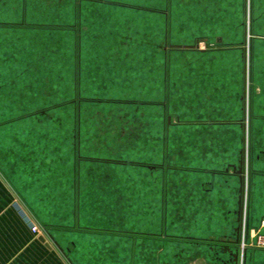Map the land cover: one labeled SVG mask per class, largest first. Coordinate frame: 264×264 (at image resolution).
<instances>
[{
  "label": "rangeland",
  "instance_id": "374dc122",
  "mask_svg": "<svg viewBox=\"0 0 264 264\" xmlns=\"http://www.w3.org/2000/svg\"><path fill=\"white\" fill-rule=\"evenodd\" d=\"M41 1L43 2L42 13L37 16L41 17L38 19H42V23L71 25L75 22V17H80L79 14L74 13L77 7H82L83 16L81 15L79 29L25 28L0 31V47L3 53L9 56L10 64L9 81L5 83L8 85L3 93L1 92L0 98L2 94L9 97L10 117L28 115L33 112L37 114L38 110L44 111L19 125L22 131H25L21 138L28 146L27 152L32 154L27 159L31 160L32 156L35 157L31 161L36 163L31 162V167L34 165L35 168L39 166L40 168H73L78 166V163L80 166L86 164L79 161L84 157L90 159L89 168H96L99 165L100 168H105V165L136 163L142 168L130 165L122 168L126 175L123 176L126 177L123 181L131 180L133 185L137 186L132 188L129 197H127V191H123L122 208H130V204L134 206V202H138L137 207L143 205L145 209L149 207L147 204L150 202V199L148 198L147 201L146 198V188L149 184L146 181H154V190L158 191L155 197L159 196L160 184L164 177L171 178L176 170L172 168L168 170V165H174L173 168H177L179 163L194 166L197 163L196 159L202 158L203 166L213 169L217 166L218 157L220 153H223L224 147L227 150L235 149L236 145L230 143L232 133L209 129L211 138L207 143L208 155L202 150L203 148L196 149L192 146L175 164L173 162L175 159L172 160V157L170 159L167 156L166 122L169 114L173 115L175 121V114L181 115L182 119L186 117L197 119L203 116L205 111L209 112L212 94L202 97V100L205 99V104L199 102L202 101L199 100L200 95L195 102L193 99L195 94L189 93L185 96L181 92L185 84L184 80L188 86L192 87L194 72L202 69L199 73L204 74L205 80L219 78V85L223 87L222 81L230 82L231 74L227 65H231L235 57L233 52L229 59L226 57L227 60H222L221 57L214 58V53L201 54L198 49L200 45L204 48V43H199V40L208 38L216 44L217 36H229L230 31H234L235 35L237 34L238 43L244 45L246 6L249 1L254 6L259 0L229 2L228 7L238 12L235 21L240 25L243 21L240 27L233 30L201 26L207 24L210 16L215 20L221 19L223 15L215 12L220 8L225 9L222 0ZM169 9L170 14H168ZM201 9L214 10L215 15L196 11ZM15 15L16 13L13 12L9 18L21 19V13H18L16 17ZM29 19H31L30 15ZM255 19L256 17L253 20ZM168 20L171 24L169 32ZM248 22L250 23V19ZM249 27L247 26V35ZM77 40L78 44L75 45ZM197 43L199 47H196ZM248 43L249 55L240 67L245 71L247 68L243 97L247 91L248 118L247 122L244 119V124L248 123L250 130L253 117L249 109L256 97L252 76L259 66L258 61H264V50H256L254 41ZM208 44L211 47L209 42ZM167 53L171 56L170 68L173 74H185L180 78V83H177L178 80L174 76L175 79L173 78V83L170 85L171 99L167 96ZM242 55L244 56V52ZM238 67L239 63L236 64V68ZM75 74L77 91L74 88ZM17 88H19L18 91ZM236 88L238 87L235 86ZM76 100V114L72 105L58 107L65 104L64 102ZM169 101H171V109L168 108ZM196 103L199 109H195ZM243 109L246 110V104L242 107V113H244ZM184 128L186 130H181L183 136H189L185 132L190 127ZM249 130L247 135L250 141ZM245 136L244 132L241 150H243ZM253 139L254 136H252ZM246 143L248 145V139ZM150 154L153 156L150 157ZM206 156H210L212 160H209V157L206 160ZM145 161L148 162L145 163ZM239 163L240 160L237 164L238 170L241 168ZM148 166L154 168L153 178L150 171L146 169ZM83 168L86 166L83 165ZM246 168H249L248 163ZM262 169L254 168L255 175L256 172L263 171ZM177 171L174 181L177 183L171 182L169 196L171 203L179 198L187 206L180 218L179 215L172 217V212L174 210L177 212L178 206L171 207L167 223L168 234L217 239L216 236L220 237L223 233L221 225L225 221L219 215H215L210 219V223L208 216L194 209L191 199L197 202L202 198L207 199L208 194L213 200L212 203L216 202L222 192L218 189V185L224 182V178L218 176L214 178L209 173L197 171L187 173L182 170ZM131 174L132 177H130ZM237 179L241 180L239 176ZM249 180L247 170L248 185H250ZM123 181L122 183H126ZM212 181L216 182L214 190L204 191L210 190L212 184H206L204 189L198 187V182ZM260 189L261 194L258 192L251 200L253 222L256 225L264 219V180L261 181ZM213 210H216V206ZM150 219L151 216H148L147 221L150 222ZM141 225H143L141 220L135 221L133 218L131 221L124 218L122 220L123 229H140ZM155 227V231L162 230L160 219L155 221ZM216 229H218L217 232ZM253 229L257 228L253 227ZM211 231L213 233H210ZM228 234H232L230 228ZM237 248L240 249L239 246ZM176 255L171 253L173 262L178 260ZM247 264H264V250L249 251Z\"/></svg>",
  "mask_w": 264,
  "mask_h": 264
},
{
  "label": "crops",
  "instance_id": "0c3cea01",
  "mask_svg": "<svg viewBox=\"0 0 264 264\" xmlns=\"http://www.w3.org/2000/svg\"><path fill=\"white\" fill-rule=\"evenodd\" d=\"M187 0H183L186 2ZM232 0H222L225 9L202 11L209 12L211 15L220 13L223 16L219 20L209 17L207 24L201 25L210 29H226L233 30L243 24V21L237 23L235 21L238 12L228 7ZM169 2V0H168ZM43 2L41 0H0V31H9L12 29H50V28H70L79 29V23L82 20V7L74 9L75 22L71 25L59 26L53 24L42 23V19H38L37 14L42 13ZM252 11L253 22L252 34L247 35V21L250 19L248 13ZM21 13L20 20H11V13ZM170 14V9L168 10ZM215 12V13H214ZM236 12V13H235ZM33 14V15H32ZM235 14V15H234ZM29 15L31 19H29ZM82 15V16H81ZM245 32L247 38L244 45L238 43L237 34L230 31L229 36H217L213 44L208 38H202L199 43H204L199 52L201 54L214 53L215 57H221L222 60L229 59L232 55L235 59L229 68L231 74L230 82L222 81L224 86L219 85V78L215 80H205L204 74L199 71L194 72V84L188 86L184 80V88L181 92L186 96L193 93V99L197 102V97H206V94H212L210 97L209 112L205 111L203 116L197 119H190L175 114L168 115L167 125V156L175 164L180 161V157H184L186 151L194 146L196 149L203 148L206 152L208 148V140L211 134L209 129L227 131L233 134L230 143L236 145L235 149L227 150L223 148V153L218 157L217 166L208 169L203 166V160L196 159L194 166L186 164L168 165L174 171L171 178L165 176L161 182V192L155 197L158 191L154 190V181L149 182L146 188V198L150 199L147 204L149 207L143 209V205L137 207L138 202H134V206L130 204V208H122V193L127 191L129 197L130 191L137 186L131 180L126 179L122 168L130 165L138 167L136 163L133 165L124 163V165H105V168H89V158L84 157L79 160L83 165L73 166V168H35L31 167V162L27 159L30 157L24 140V130L19 127L20 123H24L27 119L33 118L34 115L42 114L33 112L31 114L18 115L10 117L9 97L1 95L0 98V264H231L233 254L238 250L239 264H247L248 252L242 255L239 246V234L242 224L243 212V196L245 190V203L249 207V220L252 227L258 228L253 222L252 215V197L258 192L261 194V181L264 180V64L263 60H259L257 71L252 76L255 86L256 97L249 109L253 117L251 129H248V92H245L246 71L240 67L245 61V50L249 55V41H254L256 50H264V0L251 5L247 3L245 11ZM255 16V17H254ZM81 18V19H80ZM239 22V21H238ZM168 32L171 28L170 20L167 21ZM77 38V37H76ZM211 44L210 48L206 47L207 43ZM78 44L75 41V45ZM1 45V41H0ZM215 45V46H214ZM247 48V49H246ZM77 52V51H76ZM244 52V56L242 55ZM259 53V52H258ZM78 56V54L76 53ZM9 56L3 53L0 47V94L7 88L10 77V68L8 62ZM167 71L166 84L167 96L171 99L170 85L176 76L177 83L181 82L183 74H173L171 71V56L167 53ZM226 59V60H227ZM233 59V58H231ZM239 67L236 68V64ZM76 74L74 75L75 90L77 91ZM185 76V74H184ZM175 79V78H174ZM235 86L238 87L235 89ZM230 89V90H229ZM19 88H17V91ZM180 93V91H179ZM246 113H242V107L245 105ZM205 99L199 101L203 104ZM171 101L168 108L171 109ZM209 103V102H208ZM195 109H199L196 103ZM205 106V105H204ZM50 108V107H49ZM44 113V112H43ZM255 121V122H254ZM184 127H190L186 135L183 136L181 130ZM253 127V128H252ZM248 130L250 131V141L248 138ZM246 143L247 163L251 161V168L254 174L250 176V185L246 182L244 189V176L237 174L238 162L242 161V135ZM193 134L192 136H190ZM196 135V137H195ZM254 136V142L252 140ZM191 137V138H189ZM214 140L211 142L213 144ZM245 142V141H244ZM244 145V143H243ZM248 146V149H247ZM250 146V147H249ZM209 148H211L209 146ZM182 155V156H181ZM208 155V153H207ZM153 155L150 154V157ZM209 160H212L210 156ZM250 157V158H249ZM252 158V159H251ZM35 159V157L33 158ZM151 159V158H150ZM148 161H145L147 163ZM169 162V161H168ZM239 163V166H240ZM41 165V163H39ZM206 166V165H205ZM77 167V168H75ZM81 167V168H80ZM109 167V168H107ZM118 167V168H117ZM120 167V168H119ZM263 168V171L256 172L254 168ZM207 168V169H205ZM151 178L154 177V168L148 166ZM177 170L185 173L188 171H197L199 173H209L211 176L224 178V184L220 183L218 189L221 194L216 202L212 203L210 195H206L207 199L202 198L196 202L191 199L194 209L201 214L208 216L209 220L215 215H219L225 223L221 225L222 235L212 237L197 238L187 235L168 234L167 223L169 220L170 209L173 205L178 206L177 212H172V217L178 216L185 210V205L180 199H175L171 203L170 188L171 182L176 178ZM134 172V171H133ZM132 172V173H133ZM240 177V181L237 177ZM132 177V174L130 175ZM121 178L123 182L122 183ZM121 181V184H120ZM216 182H198V187L204 189L206 184H212L210 190L215 189ZM159 186V184L155 183ZM175 186V184L173 185ZM124 189L122 190V188ZM133 188V189H132ZM109 191H106V190ZM248 196L250 201L248 202ZM155 198V200H154ZM247 200V201H246ZM240 202V204H239ZM160 204V207L158 205ZM216 206V210L213 208ZM151 216L150 222L147 221ZM173 217V218H174ZM130 221L141 220L143 225L140 229L122 228V220ZM162 222V230H156L155 221ZM146 220V222H145ZM145 222V223H144ZM211 223V220H210ZM39 226L41 234L36 235L32 231L33 225ZM145 225V226H144ZM237 225V227H235ZM230 228L231 235L228 234ZM211 229V228H210ZM218 229H216L217 232ZM210 233H213L211 231ZM240 247V246H239ZM237 248V249H236ZM236 249V250H235ZM234 252V253H233ZM171 253H176L178 260L173 262ZM221 255V256H220Z\"/></svg>",
  "mask_w": 264,
  "mask_h": 264
},
{
  "label": "built area",
  "instance_id": "2783aa9c",
  "mask_svg": "<svg viewBox=\"0 0 264 264\" xmlns=\"http://www.w3.org/2000/svg\"><path fill=\"white\" fill-rule=\"evenodd\" d=\"M244 206L245 202L243 203L244 216L242 215L239 246L242 255L245 256V253H247L249 249L264 250V220L259 228L253 229L249 220V207L246 206L245 208ZM32 231L36 235L41 234V229L35 224L32 227Z\"/></svg>",
  "mask_w": 264,
  "mask_h": 264
},
{
  "label": "bare ground",
  "instance_id": "6f19581e",
  "mask_svg": "<svg viewBox=\"0 0 264 264\" xmlns=\"http://www.w3.org/2000/svg\"><path fill=\"white\" fill-rule=\"evenodd\" d=\"M246 44H247V38H246ZM206 47L207 48H210L209 47V44L207 43L206 44ZM245 58H247V50H245ZM246 96V95H245ZM245 104H246V99H245ZM245 112H246V110H245ZM243 155H244V157H245V163H247V154H246V140H245V142H244V145H243ZM247 170H248V168H246L244 171L242 170V169H240V172L239 171H237L236 170V173L238 174V172H239V175H241L242 177H243V175H246V172H247ZM246 182H247V179H246V176H244V185H243V187H244V189H245V187H246ZM250 201V198H249V196H248V202ZM245 202V190H244V196H243V203ZM247 203H245V208H246V205ZM244 208V209H245ZM242 215L244 216V210H243V212H242Z\"/></svg>",
  "mask_w": 264,
  "mask_h": 264
},
{
  "label": "flooded vegetation",
  "instance_id": "af4514ba",
  "mask_svg": "<svg viewBox=\"0 0 264 264\" xmlns=\"http://www.w3.org/2000/svg\"><path fill=\"white\" fill-rule=\"evenodd\" d=\"M248 14H249V16H250V23L247 21V25H248V23H249V26L252 27V26H253L252 24H253V22H254V21H253L254 18H252V16H253L254 14L252 13L251 9H250V13H248ZM249 32L252 33V28L249 30ZM251 159H252V158H251ZM251 161H252V160H250V168H251V166H252V165H251V164H252ZM250 170H251V172H250V176L252 177V175L254 174L253 168H251ZM231 262H232L231 264H239V252H238V250L233 254L232 259H231Z\"/></svg>",
  "mask_w": 264,
  "mask_h": 264
},
{
  "label": "water",
  "instance_id": "95a60500",
  "mask_svg": "<svg viewBox=\"0 0 264 264\" xmlns=\"http://www.w3.org/2000/svg\"><path fill=\"white\" fill-rule=\"evenodd\" d=\"M196 47H199V44L197 43V46ZM248 165H249V168H248V171H249V177H250V172H251V168H250V160H249V163H248ZM245 168H246V163H245V157L243 156L242 157V161H241V168H239V172H240V169H242L243 171L245 170ZM234 170H235V172H236V168H234ZM239 172H238V174H239ZM249 183H250V180H249Z\"/></svg>",
  "mask_w": 264,
  "mask_h": 264
},
{
  "label": "trees",
  "instance_id": "16d2710c",
  "mask_svg": "<svg viewBox=\"0 0 264 264\" xmlns=\"http://www.w3.org/2000/svg\"><path fill=\"white\" fill-rule=\"evenodd\" d=\"M77 98V97H76ZM65 104H62V105H58V107H63V106H68V105H72L74 108H75V114L77 112V100L76 101H73V102H70V101H67V102H64ZM44 112V111H43ZM41 112V113H43ZM77 118V117H76Z\"/></svg>",
  "mask_w": 264,
  "mask_h": 264
}]
</instances>
